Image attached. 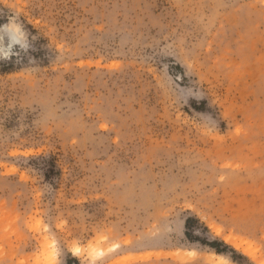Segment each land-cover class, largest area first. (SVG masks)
Wrapping results in <instances>:
<instances>
[{
	"label": "rangeland",
	"instance_id": "374dc122",
	"mask_svg": "<svg viewBox=\"0 0 264 264\" xmlns=\"http://www.w3.org/2000/svg\"><path fill=\"white\" fill-rule=\"evenodd\" d=\"M14 17L0 264H264V0H0Z\"/></svg>",
	"mask_w": 264,
	"mask_h": 264
},
{
	"label": "clouds",
	"instance_id": "9594fccd",
	"mask_svg": "<svg viewBox=\"0 0 264 264\" xmlns=\"http://www.w3.org/2000/svg\"><path fill=\"white\" fill-rule=\"evenodd\" d=\"M10 38V43L7 42ZM16 46L22 50L30 47L28 33L24 25L19 22V18H11L8 23L0 26V60L10 59L13 55H19L15 52ZM50 264H56L53 260Z\"/></svg>",
	"mask_w": 264,
	"mask_h": 264
},
{
	"label": "bare ground",
	"instance_id": "6f19581e",
	"mask_svg": "<svg viewBox=\"0 0 264 264\" xmlns=\"http://www.w3.org/2000/svg\"><path fill=\"white\" fill-rule=\"evenodd\" d=\"M231 238H229V240H230ZM233 240V239H232ZM236 240V239H235ZM238 240V239H237ZM239 241V240H238ZM233 241V244L235 245V247H237V248H240L241 246H242V243H243V241H242V243L239 241ZM245 244V243H244Z\"/></svg>",
	"mask_w": 264,
	"mask_h": 264
},
{
	"label": "trees",
	"instance_id": "16d2710c",
	"mask_svg": "<svg viewBox=\"0 0 264 264\" xmlns=\"http://www.w3.org/2000/svg\"><path fill=\"white\" fill-rule=\"evenodd\" d=\"M219 252V251H218Z\"/></svg>",
	"mask_w": 264,
	"mask_h": 264
}]
</instances>
